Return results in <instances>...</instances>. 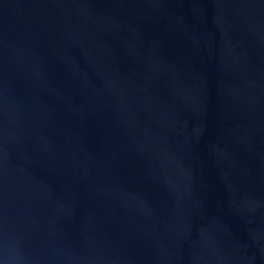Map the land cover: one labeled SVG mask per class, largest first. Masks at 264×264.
Here are the masks:
<instances>
[{
    "label": "water",
    "instance_id": "obj_1",
    "mask_svg": "<svg viewBox=\"0 0 264 264\" xmlns=\"http://www.w3.org/2000/svg\"><path fill=\"white\" fill-rule=\"evenodd\" d=\"M0 264H264V0H0Z\"/></svg>",
    "mask_w": 264,
    "mask_h": 264
}]
</instances>
